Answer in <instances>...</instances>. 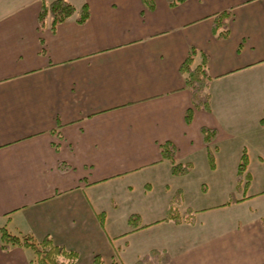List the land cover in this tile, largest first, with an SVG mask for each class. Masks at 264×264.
<instances>
[{
  "label": "crops",
  "instance_id": "obj_1",
  "mask_svg": "<svg viewBox=\"0 0 264 264\" xmlns=\"http://www.w3.org/2000/svg\"><path fill=\"white\" fill-rule=\"evenodd\" d=\"M50 1L0 0V229L49 236L77 253L69 264L151 249L174 264H264V0H67L75 13L54 28L38 22ZM191 46L208 56V110L179 70ZM202 126L216 130L208 145ZM174 195L179 222L164 220ZM33 259L0 239V264Z\"/></svg>",
  "mask_w": 264,
  "mask_h": 264
},
{
  "label": "trees",
  "instance_id": "obj_2",
  "mask_svg": "<svg viewBox=\"0 0 264 264\" xmlns=\"http://www.w3.org/2000/svg\"><path fill=\"white\" fill-rule=\"evenodd\" d=\"M148 9L154 8V0H142ZM170 6H174L185 0H166ZM75 13L74 6L67 0H52L49 3H43L38 13V22L43 25L47 17H50L51 27L67 19ZM89 11L83 6L77 21L82 23L88 17ZM230 10H224L217 13L212 22V32L220 38H224L228 34L227 21L230 18ZM195 56L199 57V61L194 64ZM208 56L205 52L199 51L195 46H191L185 59L180 64L179 70L184 75L185 86L190 90L191 102L194 108L202 107L209 109V93L206 90L210 77L207 73ZM193 115V108L187 109L185 118L190 121ZM264 123V118L261 119ZM202 139L206 145L210 143L216 136V130L207 126L200 128ZM162 157L169 160L173 174H184L188 171L190 164H180L175 160L174 146L170 142L160 144ZM208 159L212 161V155L208 150ZM246 165L245 153L242 154L239 164V171L244 170ZM180 197L174 195L170 205L166 211L164 220L181 221V216L177 210V204ZM134 215L130 216V220ZM1 248L4 251L9 250L11 245H21L29 247L34 254L32 260L34 264H69L76 257L77 253L73 250L66 249L62 245L55 244L49 236H45L40 241L34 239L30 234L17 236L9 233L5 228L0 229ZM96 264H103L99 256L94 257ZM134 264H174L169 254L165 250L151 249L146 254L138 258Z\"/></svg>",
  "mask_w": 264,
  "mask_h": 264
}]
</instances>
